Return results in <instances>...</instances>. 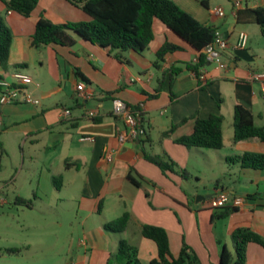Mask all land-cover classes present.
Wrapping results in <instances>:
<instances>
[{"label":"crops","instance_id":"obj_1","mask_svg":"<svg viewBox=\"0 0 264 264\" xmlns=\"http://www.w3.org/2000/svg\"><path fill=\"white\" fill-rule=\"evenodd\" d=\"M172 1L227 40L229 48L223 53L227 69L208 62L200 70L205 77L202 81L187 69L188 64L196 63L199 53L159 21L149 49L144 54L129 53L124 63L114 58L109 48L94 45L73 32L76 44L71 48H36L32 37L41 17L56 25L89 23L92 19L65 0H39L30 17L7 12L0 3V16L13 34L9 66L5 70L0 65V78L9 80L17 71L31 75L35 84L29 91L40 101L38 106L20 103L0 107V141L6 155L10 151L18 154V161L13 162L15 172L19 167L23 171L26 150L32 162V155L40 152V184L44 178L47 190H33L36 201L47 199L52 205L67 199L76 201L77 211L85 215L86 221L96 214L105 217L116 208L115 215H131L128 229L121 234L138 235L136 240H127L106 232L104 225L110 221L105 217L99 224L84 228L83 237L69 245L60 258L64 264H107L116 255L121 240L137 246L141 264H151L158 257V249L142 236L145 224L167 230L175 257L186 243L201 264H220L224 246L234 254L232 235L238 228H250L264 239V171L245 169L240 164L230 168L223 165L229 157L264 154V142L258 139L234 143L237 105L252 112L256 126H264L262 85L253 77L264 73L253 68L264 59L261 28L239 23L232 0L230 7L225 3L215 6L217 0ZM219 8L224 10V17L216 14ZM245 8H264V0H245ZM241 33L249 38L245 48L238 47ZM167 42L181 50L167 56L165 63L156 68L157 52ZM173 69L180 71L174 78ZM80 83L86 84L89 99L79 95ZM113 99L141 107L147 131L142 141L120 144L118 135L125 127L113 114ZM212 115L224 117L221 150L189 149L177 143L192 133L196 119ZM172 128L174 132L164 137ZM108 155H112V163L106 160ZM146 155L167 157L191 177L186 180L175 172L164 173ZM61 168L63 172L57 177H62V182L55 186V169ZM3 170L4 166L0 175ZM192 179L199 184L210 181L214 186L209 196H203L205 199L197 201L201 196L195 197L193 207L192 196L185 190L186 182ZM14 180L17 182L13 176L10 181L14 184ZM218 191L247 198L248 203L226 219H215L221 210L212 209L207 200ZM15 196L29 200L21 192ZM3 204L0 200V207ZM247 264H264L262 246H248Z\"/></svg>","mask_w":264,"mask_h":264},{"label":"trees","instance_id":"obj_2","mask_svg":"<svg viewBox=\"0 0 264 264\" xmlns=\"http://www.w3.org/2000/svg\"><path fill=\"white\" fill-rule=\"evenodd\" d=\"M81 9L92 21L89 23H68L56 25L41 17L36 24L32 37V45L36 48L44 46H60L71 48L76 41L71 32L84 40L109 48V53L119 62L128 61L127 55L131 52L144 54L155 40V23L165 25L179 39L199 53L198 62L190 63L187 69L200 76V70L206 67V58L203 50L210 45L217 31L212 27L201 24L192 15L182 10L172 0H65ZM7 12L17 13L23 17H30L37 8L39 0H0ZM239 23L256 24L261 28L264 36V8L242 9L237 13ZM13 34L4 17L0 16V65L7 70L9 66ZM181 50L177 45L165 43L157 52L156 68H160L167 56ZM179 70H171V77L178 75ZM86 80V79H85ZM0 81L2 79L0 78ZM87 82H89L87 80ZM143 120V111L140 106L133 107ZM235 137L234 143L249 139H258L264 142V126L255 124V117L251 111L241 105L234 110ZM224 117L212 115L207 119H196L191 134L180 138L177 143L189 149L221 150L224 147ZM174 128L164 133L170 136ZM141 139L140 141H142ZM6 154L0 141V173L3 168V157ZM149 162L157 165L164 173L175 172L188 180L191 175L186 170L179 169L178 165L162 156L146 155ZM230 164H240L245 169L264 171V154L245 153L227 158ZM133 184L138 183L130 178ZM61 183L62 177H55L54 183ZM59 183V184H60ZM58 186V184H57ZM15 204L28 209L34 207L31 200L17 198ZM215 219H226L237 209L227 207L220 209ZM131 222L129 213L104 225L108 233H124ZM144 238L154 242L158 249V257L151 264H201L195 251L184 243L180 255L175 257L171 250L170 237L166 229L145 224L141 227ZM234 254L224 246L221 252L220 264H247V248L250 244H258L264 248V239L250 228H238L232 235ZM8 254L18 255L21 250L12 248L6 250ZM107 264H141L137 246L126 240H121L116 255L110 257Z\"/></svg>","mask_w":264,"mask_h":264},{"label":"rangeland","instance_id":"obj_3","mask_svg":"<svg viewBox=\"0 0 264 264\" xmlns=\"http://www.w3.org/2000/svg\"><path fill=\"white\" fill-rule=\"evenodd\" d=\"M221 3H225L227 7L231 5L229 0H217L215 6H220ZM253 68L264 71V59L260 65L253 66ZM28 146L29 144L26 149ZM202 151L207 150L202 149ZM29 156L30 154L26 150L25 167L23 171H20L19 167L16 173L13 162L18 161V154H13L10 151L8 155H4V170L0 175V200L4 201L0 207V264H64L60 260L61 256H65L69 245L83 237L84 228L99 224L105 217L111 222L121 215H115L113 211H116V208H113L105 217L96 214L86 221L85 215L78 213L76 201L67 199L58 202V205L56 202L52 205L45 198L44 201H36L32 191L38 192L39 188L43 191L47 190L43 183L44 178L41 179L42 185L40 184V176L43 173V155L40 152L33 154V162ZM216 165L218 166V162ZM223 165L225 168H230L235 164L224 162ZM61 171L63 172L62 168L55 169V177ZM13 176L17 179V182L14 180V184L10 181ZM202 184L197 183L194 179L186 182L185 190H188L192 196V207L195 205V197L197 199L198 196H209L207 195L208 191L214 187L210 181H205ZM55 186L57 185L55 184ZM17 192H21L26 198L33 201L34 210L31 211L15 204V193ZM116 237L127 240L138 239V235L127 233L116 234ZM12 248L20 249L21 252L18 255L8 254L6 250ZM116 250L118 252V247Z\"/></svg>","mask_w":264,"mask_h":264},{"label":"built area","instance_id":"obj_4","mask_svg":"<svg viewBox=\"0 0 264 264\" xmlns=\"http://www.w3.org/2000/svg\"><path fill=\"white\" fill-rule=\"evenodd\" d=\"M234 12L237 16L239 10L242 9L245 0H232ZM216 14L220 17L225 16L223 9L219 8ZM248 35L241 33L239 36V48H245L248 44ZM229 48L227 40L217 33L214 41L203 50V55L206 58V62L215 64L220 69H227L228 64L224 60L223 53ZM198 62V58L196 63ZM202 81H205V77L199 76ZM255 80L260 81L262 85V93L264 96V73L253 74ZM35 84L34 78L23 72H15L9 80L0 81V107L6 105H15L20 103L31 104L38 106L40 101L32 97L29 88ZM77 91L82 98H90L91 95L87 92V86L84 83H80L77 86ZM113 114L119 118L124 124V131L120 132L118 139L121 145L127 143H135L144 139L147 136V131L143 126V120L140 113L133 107L125 103L120 99H113ZM65 115L69 116L70 111H65ZM94 116V114H92ZM2 125V117L0 116V126ZM84 141H92V138H84ZM106 160L109 163L113 162L112 155H108ZM210 207L214 210L231 207L234 209H242L247 203L248 199L243 197H234L225 191H218L207 200Z\"/></svg>","mask_w":264,"mask_h":264},{"label":"water","instance_id":"obj_5","mask_svg":"<svg viewBox=\"0 0 264 264\" xmlns=\"http://www.w3.org/2000/svg\"><path fill=\"white\" fill-rule=\"evenodd\" d=\"M199 198L203 199L204 197H198L197 201H199ZM205 199V198H204Z\"/></svg>","mask_w":264,"mask_h":264}]
</instances>
